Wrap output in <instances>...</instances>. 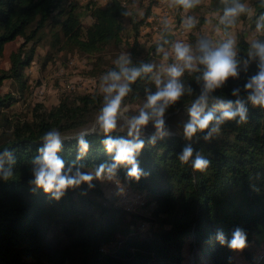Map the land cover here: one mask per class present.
<instances>
[{
	"label": "trees",
	"instance_id": "trees-1",
	"mask_svg": "<svg viewBox=\"0 0 264 264\" xmlns=\"http://www.w3.org/2000/svg\"><path fill=\"white\" fill-rule=\"evenodd\" d=\"M63 2L0 0V130L9 127L0 147L15 144L19 156L16 179L0 180V264H185L189 249L197 254L191 262L198 264H264V108L249 105L248 121H227L217 137L191 141L211 160L203 171L181 164L176 157L182 145L189 143L180 133L146 145L139 158L149 174L126 181L121 170L120 177L124 184L147 193L144 207H151L150 218L133 213L130 221L126 219L130 212L117 205L116 198H107L99 182L84 192L70 189L58 201L30 190L26 161L43 131L58 127L64 135L77 134L94 120L101 98L98 93L66 96L50 109L37 104L31 118L8 120L5 109L14 96L1 92L3 83L15 79L25 87L24 70L48 27L56 28L60 48L101 54L123 42L125 18L131 19L138 33L154 3L145 6L137 20L141 0H108L103 5L90 0L86 7L92 21L84 25L77 4L72 1L65 8ZM134 2L141 6L132 8ZM220 4L221 0H210V9L219 12ZM253 7L264 11L259 0H253ZM18 38L23 42L4 68L6 46ZM239 42L246 50L245 34ZM255 70L253 62L249 71ZM235 83L229 78L225 94ZM142 100L139 85L125 98V102ZM88 138L92 151L85 162L91 168L107 154L95 134ZM64 144L65 152L74 157V137ZM140 218L150 222L144 232L135 227ZM237 224L248 231L249 243L243 250H231L210 239L218 226L228 230Z\"/></svg>",
	"mask_w": 264,
	"mask_h": 264
},
{
	"label": "clouds",
	"instance_id": "clouds-1",
	"mask_svg": "<svg viewBox=\"0 0 264 264\" xmlns=\"http://www.w3.org/2000/svg\"><path fill=\"white\" fill-rule=\"evenodd\" d=\"M259 3L264 4V0ZM199 4L200 0H169L168 7L181 10L179 24L190 32L200 23V17L190 11ZM216 18L223 28L219 38L203 33L194 40H185L166 35L174 33V24L167 14L160 16V35L154 49L161 57L159 63L134 60L130 51H120L112 66L99 76L97 92L101 102L94 123L73 136L64 135L58 127L41 134L34 154L26 161L30 190L42 191L58 201L70 189L84 192L101 181L114 182L116 191L124 192L121 170L126 181H138L149 174L139 157L146 145L154 146L171 135L166 114L178 107L184 114L180 131L189 143L182 145L176 157L181 164L190 163L194 169L205 170L211 160L194 149L191 141L217 137L227 121H248L249 105L264 108V11L255 9L247 0H221ZM242 18L251 21L254 28L246 40V50L240 48L239 36L232 30ZM253 62L256 70L250 73ZM229 78L236 83L225 94L223 89ZM241 80L243 83H239ZM137 85L142 89L143 100L132 111L125 98L134 93ZM92 134L107 158L89 168L85 158L92 151L88 138ZM73 137L74 157L65 152L64 144ZM17 153L15 144L0 147V180L16 179ZM210 239L235 251L243 250L249 243L247 229L239 224L228 230L218 226Z\"/></svg>",
	"mask_w": 264,
	"mask_h": 264
},
{
	"label": "rangeland",
	"instance_id": "rangeland-1",
	"mask_svg": "<svg viewBox=\"0 0 264 264\" xmlns=\"http://www.w3.org/2000/svg\"><path fill=\"white\" fill-rule=\"evenodd\" d=\"M74 1L77 4V10L81 14V20L84 25H88L92 21L90 10L87 9L86 4L90 0H64L63 6L66 8ZM98 4H105L108 0H93ZM143 5H138L139 2L131 4L132 8L141 6L138 9L137 20L141 19V14L152 1V13L147 22L140 26L137 33L136 28L131 22L130 18H125L126 31L124 33L123 42L118 45H111L107 50L101 54H83L75 51L73 48H60L56 44V36L54 27L45 29L42 39L35 47V55L32 63L24 70L25 87L22 88L21 81L15 79H7L1 88L3 94L9 93L14 96L12 104L5 109L8 120L24 118H31L34 107L37 104H43L50 109L60 103L66 96H75L85 93H98V81L102 72L106 71L112 66V61L116 55L122 50L130 51L134 60L151 59L161 62L159 54L154 53V46L156 40L159 38V17L167 14L170 21L174 24V33H165L170 38H182L185 40H193V36L207 33L213 38H219L222 35L223 29L217 24L215 12L210 9V0H200V4L194 10H190L192 14L200 17V23L192 31H184L179 24V17L182 14L181 10L176 7L169 8V0H141ZM253 6V0H247ZM203 19V22H201ZM240 37L245 34L246 40L250 39L254 33V28L251 21L242 18L238 24L232 29ZM23 42L22 38L10 42L6 46L5 55L2 59V66L8 68L10 66V54L17 51L20 44ZM32 46V42L28 44L27 48ZM167 48V45H165ZM129 109L135 111L141 102H125ZM97 115V114H96ZM95 115V116H96ZM184 118L182 109L173 114H166V122L171 128V135L180 133V121ZM95 120V117H94ZM94 120L87 126H91ZM151 131V125L148 126ZM9 132V127L4 126L0 130V139L5 137ZM100 186L105 192L107 198H116L117 205L123 207L126 212H130L126 219H132V214H141L150 218L153 216L151 207H144L147 202V193L137 190L133 186L124 184L125 191L118 193L114 182H101ZM127 193L126 198L123 196ZM127 199V200H125ZM146 218H140L135 227L144 232L148 230L150 222ZM189 248V246H188ZM190 250V249H189ZM187 250V261L185 264H198V261L191 262V259L196 260L193 256L195 251ZM197 255V254H196ZM190 257V258H189Z\"/></svg>",
	"mask_w": 264,
	"mask_h": 264
},
{
	"label": "built area",
	"instance_id": "built-area-1",
	"mask_svg": "<svg viewBox=\"0 0 264 264\" xmlns=\"http://www.w3.org/2000/svg\"><path fill=\"white\" fill-rule=\"evenodd\" d=\"M150 18V17H149ZM125 198H126V196H127V193L125 192V194L123 195ZM125 200H127V199H125Z\"/></svg>",
	"mask_w": 264,
	"mask_h": 264
}]
</instances>
